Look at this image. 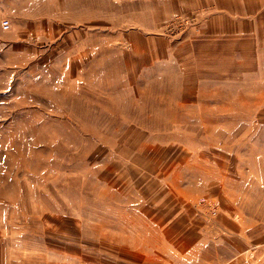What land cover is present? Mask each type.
<instances>
[{"label":"rangeland","instance_id":"1","mask_svg":"<svg viewBox=\"0 0 264 264\" xmlns=\"http://www.w3.org/2000/svg\"><path fill=\"white\" fill-rule=\"evenodd\" d=\"M1 19L0 264H222L264 235L253 197L243 231L196 207L218 152L258 190L264 0H0Z\"/></svg>","mask_w":264,"mask_h":264},{"label":"crops","instance_id":"2","mask_svg":"<svg viewBox=\"0 0 264 264\" xmlns=\"http://www.w3.org/2000/svg\"><path fill=\"white\" fill-rule=\"evenodd\" d=\"M251 154H255L250 152ZM234 153L231 151H222L215 154L214 162L212 163L216 164L217 176L212 177L210 179L211 185H210V195L209 200L212 201L214 204L218 206L220 211L217 215L221 214L223 220L234 222L240 231L247 230V229H253L256 226L257 222H259V218L253 217L252 215H247L243 210H239L236 207L238 202L246 200L248 198L253 197L251 203L257 204L258 206H264V151H261L256 156L259 159L257 162L253 161L252 173L257 175L258 181L253 183V185H250L252 183H249L247 187H255L257 186L258 190L256 193L252 191H247V188L245 187V183L243 182V175L239 177L233 178L230 174H228V166L231 162V158H239L238 155H233ZM251 154L249 157H251ZM256 171H254V168ZM249 176V177H248ZM247 178H250V175L248 174ZM252 178H254V175H251ZM234 181L231 185L230 182ZM252 190V189H251ZM222 203L232 205L228 208H223ZM199 212L202 211V208L199 207V205L196 206ZM224 213H221V212ZM216 215V216H217ZM216 218V217H215ZM264 221V217L262 218ZM245 241L244 247L241 246L240 251L236 254H231L229 257H226L223 259L222 264H236L240 260V255H242L244 252L249 251V249L253 250V253H256L257 258L260 259L258 264H264V235L259 237L257 240L251 241L249 239H244Z\"/></svg>","mask_w":264,"mask_h":264},{"label":"built area","instance_id":"3","mask_svg":"<svg viewBox=\"0 0 264 264\" xmlns=\"http://www.w3.org/2000/svg\"><path fill=\"white\" fill-rule=\"evenodd\" d=\"M0 24L2 28H6L7 27V20L6 19H1L0 20ZM198 205L200 207H205L207 208V213L211 218L216 217L217 213H218V208L217 205L214 204L212 201L206 199L205 197H202L198 200ZM248 251L244 252L242 255H244V258H242L238 264H248Z\"/></svg>","mask_w":264,"mask_h":264}]
</instances>
